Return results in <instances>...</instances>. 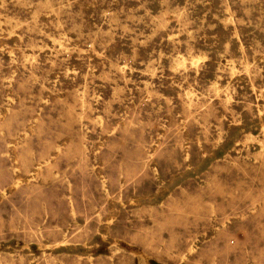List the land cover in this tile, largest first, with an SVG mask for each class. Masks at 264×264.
I'll return each mask as SVG.
<instances>
[{"label":"rangeland","instance_id":"374dc122","mask_svg":"<svg viewBox=\"0 0 264 264\" xmlns=\"http://www.w3.org/2000/svg\"><path fill=\"white\" fill-rule=\"evenodd\" d=\"M0 22V264H264V0Z\"/></svg>","mask_w":264,"mask_h":264},{"label":"bare ground","instance_id":"6f19581e","mask_svg":"<svg viewBox=\"0 0 264 264\" xmlns=\"http://www.w3.org/2000/svg\"><path fill=\"white\" fill-rule=\"evenodd\" d=\"M29 1V0H28ZM13 4V3H12ZM229 21V20H228ZM1 23V22H0ZM228 23V22H227ZM1 29V28H0ZM190 34V33H189ZM52 41H53V38H52ZM56 43H58V42H56ZM58 44H60V42L58 43ZM61 46V45H60ZM93 46V45H92ZM99 55V54H98ZM102 55V54H101ZM30 58V57H29ZM118 58V57H117ZM35 58L33 57V60H34ZM192 60V59H191ZM196 60V59H195ZM29 61V60H28ZM34 62H35V60H34ZM194 62V61H193ZM178 63V62H177ZM179 65V64H178ZM193 65V64H192ZM179 67H180V65H179ZM182 67V66H181ZM197 68V67H196ZM198 69V68H197ZM121 70H122V68H121ZM122 72V71H121ZM156 73V72H155ZM86 82V81H85ZM218 87V86H217ZM189 92V91H188ZM192 92H194V91H192ZM219 92V91H218ZM217 92V93H218ZM191 94H194V93H191ZM220 94V93H219ZM187 95V94H186ZM218 95V94H217ZM192 96V95H191ZM219 96V95H218ZM193 97H195V96H193ZM230 97V96H229ZM190 98V97H189ZM192 99H194V98H192ZM229 99V98H228ZM35 121H37V120H35ZM34 121V122H35ZM114 133V132H113ZM19 145V144H18Z\"/></svg>","mask_w":264,"mask_h":264}]
</instances>
